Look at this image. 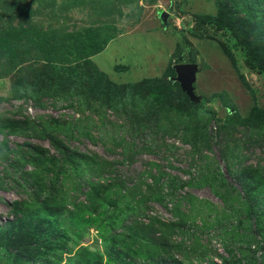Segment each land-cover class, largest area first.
<instances>
[{
  "label": "rangeland",
  "instance_id": "rangeland-1",
  "mask_svg": "<svg viewBox=\"0 0 264 264\" xmlns=\"http://www.w3.org/2000/svg\"><path fill=\"white\" fill-rule=\"evenodd\" d=\"M241 39L261 66L246 64ZM179 65L196 67L192 96ZM26 86L32 99H11ZM63 151L93 171L78 158L67 177ZM29 157L53 176L40 190L68 195L59 222L34 208ZM107 193L123 197L117 234L157 240L148 263L134 259L143 242L125 247L132 264H264V0H0V228L26 201L59 239L33 244L30 263L17 236L0 264H104Z\"/></svg>",
  "mask_w": 264,
  "mask_h": 264
},
{
  "label": "trees",
  "instance_id": "trees-1",
  "mask_svg": "<svg viewBox=\"0 0 264 264\" xmlns=\"http://www.w3.org/2000/svg\"><path fill=\"white\" fill-rule=\"evenodd\" d=\"M212 23V21H211ZM217 26L222 29L223 28V24H221L220 22H216ZM237 47L239 48V50L241 51L245 62L248 66L251 67V69H254V67L256 66H261V61L262 59L260 57H258L257 55H254V51H253V47L252 44L246 40H239L238 43L236 44ZM240 80L241 82L246 85L245 82V78L244 76H240ZM15 90V94L11 97L12 100L15 101H20L22 99H32V95L34 94V92L31 93V90L29 88H27V86L25 87L26 92H24V90ZM121 98L119 96H117V100L120 102ZM212 118L215 117L214 113H211ZM52 146L55 150L60 151L61 147H60V143L59 140L57 139H52ZM65 156H64V160L67 161V169H66V173L65 175L69 178H73V177H77V173H78V168H77V159H83L85 161V163L87 164V170H91L93 171V167L91 166V168H89V165L91 164L90 162H88V157L81 155V154H76L74 152H70V151H63ZM37 163V162H36ZM29 166L32 168L30 172L26 173V180L23 182L25 183V185L29 186L30 188V193H29V197L31 199L35 198L38 202L35 204V209H37V211L41 214V216H39L42 219V222L44 223H48V222H59L61 217L64 215L65 212H67V210H65L66 206L68 205V195H66L65 193H62L63 190L61 192L58 191H54L52 190V194L50 195V193L48 192L47 189L45 190H40V186H45L47 187L50 184H53V176L50 175L51 173H47V174H40L39 172V167H40V161L38 160L37 164H30V157H29V161H28ZM100 167H95V171H99ZM60 174L55 175L56 179H59L58 176ZM221 172L219 169H217L214 173H213V178H218L220 177ZM64 179V178H63ZM65 180V179H64ZM106 182H103L102 185H107L109 184V182L111 180H105ZM248 182L246 181L245 183H243L242 185L244 186H248L247 184ZM101 184V183H99ZM24 185V186H25ZM196 187H201L203 186V184H196ZM36 187V188H35ZM242 189L244 190V192H249L247 190H245V187H242ZM95 194V193H94ZM118 194H115V196H108V193L105 197L107 202H111L109 204V207L111 210V214L109 217L105 218V225L102 227L103 233H106L108 235V238L105 239L104 237V241L108 242V245L106 244V248H105V262L104 264H132L131 263V258L130 260L126 259V256H124V254L126 253V251H128V249H124L125 247H130L131 243L138 241V244H141L143 242V249H140L139 247L135 250L134 254V259L135 260H144L143 262L148 263L149 261L152 262L154 257L152 255V253H156L157 252V248H152L151 250H146V252L144 253V256L142 254V251L144 249H148L149 245L154 244L157 242V240H154L153 238H145L147 240V242L142 239V238H138L137 236L135 237H130V238H122L123 236L120 234H117V229H119L120 227H124V223L125 218H124V213L123 212H119V209H117V206L119 205V201H121V199L123 197H121ZM95 195H99L98 193H96ZM214 196L219 198L220 200H222L225 204V199L223 197V195L214 192ZM37 205V206H36ZM105 204H103L104 206ZM256 206V204H255ZM26 201H23L20 205V208L18 210V214L14 220V222L9 223L5 228H0V235H1V242H0V247L6 246L9 241L15 242L18 245V239L17 236H21L24 239V243L23 246L24 249L26 248L25 252H23L21 255L22 257H27L28 261L30 263L34 262L33 259V255L35 252H33L32 248H30L33 244H36L38 251L43 249V248H49V247H53V245L57 242H59V239L57 240H53L51 238V236H45L47 234V230L42 231L41 229H39V226L34 222V217H28L26 214ZM261 208V213L264 214V204L259 206L257 209ZM77 210L76 207H74V210H72L73 212ZM128 210V209H126ZM48 214V216H47ZM51 234L56 235V233L52 230L50 231ZM43 237V238H42ZM63 236H58V238H62ZM261 250L264 252V242H261ZM19 247V246H18ZM22 247L20 248V250L22 249ZM21 252V251H20ZM41 253L37 252L35 257H40ZM80 257L79 255H76V259H82V258H77ZM128 257H130V254H128ZM17 258L19 259V257L17 256ZM103 256L99 255L97 257V262H102L103 261ZM148 261V262H146Z\"/></svg>",
  "mask_w": 264,
  "mask_h": 264
},
{
  "label": "water",
  "instance_id": "water-1",
  "mask_svg": "<svg viewBox=\"0 0 264 264\" xmlns=\"http://www.w3.org/2000/svg\"><path fill=\"white\" fill-rule=\"evenodd\" d=\"M176 69L182 91L189 96H192V84L195 80L193 73L196 70L195 65H179Z\"/></svg>",
  "mask_w": 264,
  "mask_h": 264
}]
</instances>
